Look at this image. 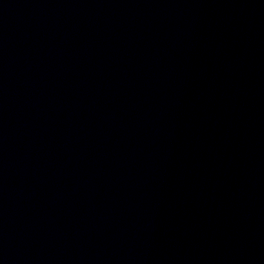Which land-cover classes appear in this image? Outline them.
<instances>
[{"label": "water", "instance_id": "95a60500", "mask_svg": "<svg viewBox=\"0 0 264 264\" xmlns=\"http://www.w3.org/2000/svg\"><path fill=\"white\" fill-rule=\"evenodd\" d=\"M193 59L264 107V0H124Z\"/></svg>", "mask_w": 264, "mask_h": 264}]
</instances>
